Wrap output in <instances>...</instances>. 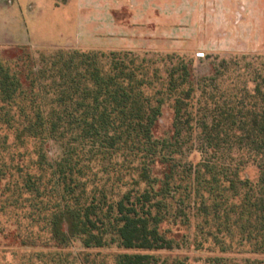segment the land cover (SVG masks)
Returning <instances> with one entry per match:
<instances>
[{
    "label": "rangeland",
    "instance_id": "1",
    "mask_svg": "<svg viewBox=\"0 0 264 264\" xmlns=\"http://www.w3.org/2000/svg\"><path fill=\"white\" fill-rule=\"evenodd\" d=\"M73 49L125 54L150 80L144 93L153 101L162 98L152 129L160 143L149 166L151 178L159 179L172 168L169 190L155 200L163 215L160 232L173 247L126 249L110 242L113 233L101 247H85L79 237L54 239L55 165L41 171L38 154L54 163L72 148L87 202L93 195L99 199L101 190L111 202L131 187L149 185L134 184L141 158L124 148L103 151L88 140L66 147L65 138L46 134L19 143L17 107L30 101L16 97L0 100V264H115L121 253L150 254L156 264H264V210L256 209L264 183L255 155L237 145H207L199 127L202 115L209 122L221 107L252 101L245 96L264 76V0H0V63L17 73L24 89L31 77L34 91L51 87L38 71ZM184 65L188 75L181 82ZM171 73L176 87L168 92ZM175 98L181 101L177 129ZM37 103L44 109L52 104L41 95ZM26 172L43 173L44 195L22 188ZM96 224L102 228L101 221Z\"/></svg>",
    "mask_w": 264,
    "mask_h": 264
},
{
    "label": "trees",
    "instance_id": "2",
    "mask_svg": "<svg viewBox=\"0 0 264 264\" xmlns=\"http://www.w3.org/2000/svg\"><path fill=\"white\" fill-rule=\"evenodd\" d=\"M57 55L48 68H41L37 73L39 78H50L51 82V87H44L41 91L33 90L36 77H31L29 88L24 89L17 73L0 63V100L10 102L20 97L30 101L27 106L20 104L17 107V115L22 121L15 126V139L23 143L26 137L37 138L46 134L59 141L65 138L66 147L88 140L93 147L103 151L124 148L132 157L139 155L141 158V172L134 184L145 181L149 186L142 190L131 187L111 202H107L106 194L101 190L99 199L93 195L87 202L85 182H81L83 174L79 168L74 170L76 163L70 158L72 148L67 149V157L54 163L43 161L44 154H38V169L41 171L45 164L49 167L55 165L51 177L56 181L54 190L58 200L50 211L51 236L60 242L79 237L85 247H101L108 243L106 235L113 233L115 238L110 242L116 239L126 249H171L172 240L160 232L163 215L159 212V200L155 198L164 196L169 190L172 168L163 174V179H159L151 178L149 166L155 162L157 143H160L153 136L152 129L161 115L162 98L153 101L144 93L143 88L150 84V80L139 72V64L132 59L126 60L125 54L73 49ZM182 69L181 82H185L188 71L185 65ZM172 75L167 79L168 92L176 87ZM40 95L51 100L48 109L37 103ZM185 95L188 97L190 92ZM245 97L252 101L221 107L209 122L202 115L199 127L207 145L216 147L224 143L253 152L260 182L264 183V76ZM180 104V99L175 98L173 124L176 129ZM165 142L162 139L161 145ZM164 160L167 162L166 157ZM24 175L22 188L35 196L44 195L46 188H41L43 173L26 172ZM154 182H159V187L155 188ZM230 185L234 187V182L230 181ZM179 187L173 186L177 191ZM256 206L257 210H264V196ZM99 221L102 228L96 224ZM115 264L156 262L150 254L121 253Z\"/></svg>",
    "mask_w": 264,
    "mask_h": 264
}]
</instances>
